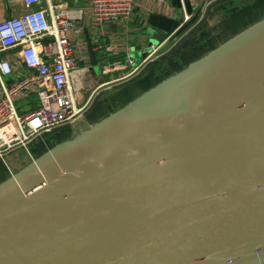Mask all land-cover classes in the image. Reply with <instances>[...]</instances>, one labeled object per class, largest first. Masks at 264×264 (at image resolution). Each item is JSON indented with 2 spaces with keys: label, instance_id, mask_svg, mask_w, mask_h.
I'll return each instance as SVG.
<instances>
[{
  "label": "water",
  "instance_id": "1",
  "mask_svg": "<svg viewBox=\"0 0 264 264\" xmlns=\"http://www.w3.org/2000/svg\"><path fill=\"white\" fill-rule=\"evenodd\" d=\"M183 1L192 13V0ZM172 2L176 16L149 17L144 55L183 22L182 1ZM263 37L264 18L34 160L0 190ZM87 45L89 71L102 75L88 33ZM0 264H264V72L195 105L161 104L112 144L1 197Z\"/></svg>",
  "mask_w": 264,
  "mask_h": 264
},
{
  "label": "built area",
  "instance_id": "2",
  "mask_svg": "<svg viewBox=\"0 0 264 264\" xmlns=\"http://www.w3.org/2000/svg\"><path fill=\"white\" fill-rule=\"evenodd\" d=\"M21 1V14L0 18V159L79 119L92 97L82 102L90 81L84 22L90 17L97 24L126 23L135 10V0H84V7L65 0ZM181 1L184 20L179 27L153 46L141 64L127 55L131 75L154 61L164 43L181 42L216 0H199L192 13ZM4 5L0 0V9ZM92 41L96 52L104 48L101 37Z\"/></svg>",
  "mask_w": 264,
  "mask_h": 264
},
{
  "label": "crops",
  "instance_id": "3",
  "mask_svg": "<svg viewBox=\"0 0 264 264\" xmlns=\"http://www.w3.org/2000/svg\"><path fill=\"white\" fill-rule=\"evenodd\" d=\"M65 1L70 2V4L74 6L73 3L75 0ZM198 1L199 0H192L195 7ZM231 3H233V0H216L209 7L204 20L190 31L181 42L177 45L172 42V45L167 49L164 48L169 42L164 43L153 56L155 60L152 61V59H150L132 75L131 71L133 68L128 65L127 55L132 56L135 60V65H139L145 60L148 56V54L144 55L148 49L146 42L149 37L146 33L148 19L152 14L168 17L176 16L178 9L173 5L172 0H170L168 4H161L160 0H135L134 15L132 19L126 23L106 22L97 24L88 17L84 22V36L86 40L87 33L90 35L91 39H95L96 36H99L103 40L104 48L96 52L102 67V75H92L90 71L87 72L90 81L86 89L82 91V102H85L92 96L90 98L91 101L85 109L86 113L90 110L91 116L88 120L90 123L89 126L81 131L89 129L96 123L123 109L128 104L156 87L158 85L156 82L158 74H156L157 68L155 69L154 64L159 60L165 58L169 61L176 56L174 59H178V62L176 60L175 62L180 64L181 67H187L186 60L190 59L191 61H189L188 64H192L216 49L218 47L217 41L219 33L218 31L216 32L215 27L218 26V19L223 15L236 13L233 11L234 8H237L240 12L241 6L229 7L228 5ZM255 6L253 8L259 9V6ZM22 8L23 4L21 0H5V5L0 9V18L18 16L22 13ZM239 16H241V12L238 14V17ZM244 29L246 28L234 30L228 39H231ZM196 55L198 58L195 57L194 60H192L191 58ZM181 57H183L184 60ZM120 84H123V87L119 89V91H114V87ZM110 94L111 96H108ZM101 95L106 97L100 100L99 97ZM108 97L109 100L106 101ZM116 100H119L120 104H123L121 106L117 105L112 110L108 109V112H106L107 107ZM98 103L101 105L95 110V106ZM19 107L24 110L22 103L19 104ZM48 134L49 133H46L40 138ZM40 138L33 142H36ZM44 147L39 148L38 151H42Z\"/></svg>",
  "mask_w": 264,
  "mask_h": 264
},
{
  "label": "bare ground",
  "instance_id": "4",
  "mask_svg": "<svg viewBox=\"0 0 264 264\" xmlns=\"http://www.w3.org/2000/svg\"><path fill=\"white\" fill-rule=\"evenodd\" d=\"M264 72V37L258 41L237 50L231 56L219 60L205 72L195 76L190 81L184 82L178 88L168 92L152 105L143 110L139 115L128 118L125 122L114 127L102 129L95 135L84 140L75 141L54 153L41 163H37L21 179H15L6 188L0 190V198L16 192L26 186L30 181L42 175L47 169L65 160L82 161L88 155L102 149L118 137L133 128L143 119L154 114L161 104L183 99L188 104L195 105L211 98L227 87L245 85L249 80ZM192 95V96H191Z\"/></svg>",
  "mask_w": 264,
  "mask_h": 264
},
{
  "label": "rangeland",
  "instance_id": "5",
  "mask_svg": "<svg viewBox=\"0 0 264 264\" xmlns=\"http://www.w3.org/2000/svg\"><path fill=\"white\" fill-rule=\"evenodd\" d=\"M255 5L259 6V9L253 8ZM228 6H241V16L238 17V14H240V12L237 11L236 13L223 15L220 19H218V26L215 27L216 32L218 31L219 33L217 41L218 47L229 40L228 38L229 36H231L234 30L240 28H248L249 26L257 23L258 21L264 18V0H233V3ZM171 45L172 41L169 42L164 49L169 48ZM175 57L176 56H174V58ZM195 57H197V55L192 57L191 59L194 60ZM174 58L170 59L169 61L163 58L154 64L155 69L157 68L156 74H158V79L156 81L157 84H160L162 81L172 77L178 72H181L185 68L181 67L180 64L176 63ZM181 58L184 60L183 57ZM186 61V63L188 64V62L191 60L189 59ZM187 64L186 66L190 65V63L188 65ZM122 87L123 84L117 85L114 87V91H119V89H121ZM108 96H111V94ZM105 97L106 96L101 95L99 98L100 100H102ZM108 100L109 97L108 99L106 98V101ZM122 104L123 103L120 104L119 100H116L114 103H111L108 106L109 108L107 107L106 112H108V109L112 110L117 105L121 106ZM100 105L101 104L98 103L95 106V110ZM85 111L73 124L64 126L61 129L56 130V132H53L51 134H48L47 136H44L43 138H40L36 142H33L32 144L28 145L27 147L15 150L9 155H6L4 159H0V186L11 180L12 177L21 172L23 168L25 169L26 167L34 163V160L40 159L47 152L53 150L57 146L61 144H66L68 141L72 140L78 134H80L82 129L88 127L90 124L88 120L90 119L89 117L91 116V114L90 110L87 113ZM42 147H44L43 150L38 151V149Z\"/></svg>",
  "mask_w": 264,
  "mask_h": 264
},
{
  "label": "trees",
  "instance_id": "6",
  "mask_svg": "<svg viewBox=\"0 0 264 264\" xmlns=\"http://www.w3.org/2000/svg\"><path fill=\"white\" fill-rule=\"evenodd\" d=\"M175 60L177 61L178 59H175ZM177 62H178V61H177ZM180 63H181V62H180ZM182 64H183V63H182ZM182 64H181V65H182ZM60 129H61V128H60ZM57 130H58V129H57ZM53 132H56V130H55V131H53ZM53 132H51V133H53ZM49 134H50V133H49Z\"/></svg>",
  "mask_w": 264,
  "mask_h": 264
}]
</instances>
